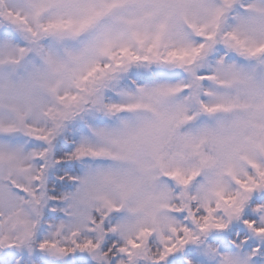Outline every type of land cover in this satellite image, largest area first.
<instances>
[{"label":"snow or ice","instance_id":"obj_1","mask_svg":"<svg viewBox=\"0 0 264 264\" xmlns=\"http://www.w3.org/2000/svg\"><path fill=\"white\" fill-rule=\"evenodd\" d=\"M0 264H264V0H0Z\"/></svg>","mask_w":264,"mask_h":264}]
</instances>
